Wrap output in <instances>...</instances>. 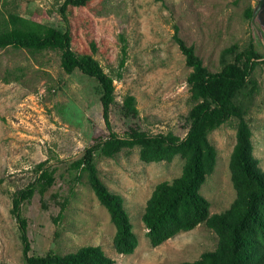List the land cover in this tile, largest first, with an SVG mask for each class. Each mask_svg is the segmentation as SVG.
I'll return each instance as SVG.
<instances>
[{
    "label": "rangeland",
    "instance_id": "374dc122",
    "mask_svg": "<svg viewBox=\"0 0 264 264\" xmlns=\"http://www.w3.org/2000/svg\"><path fill=\"white\" fill-rule=\"evenodd\" d=\"M258 1L91 0L85 6L70 7L64 18L59 13L64 0H0V16L15 12L69 29L73 49L94 55L115 78L116 99L110 121L120 135L131 126L152 134L172 131L180 137L186 135L192 107L187 80L191 68L173 39L175 25L213 72L221 69L225 48L236 44L243 50L255 41L263 57L252 74L257 91L247 120L254 153L264 169V30L259 35L252 17L246 15L247 8L254 10ZM256 21L260 26V18ZM121 36L127 40V55L120 68ZM97 85L94 78L79 70L65 72L58 51L33 54L13 47L0 49V264H26L19 223L12 214V197L35 180V166L45 160L59 168L56 181L44 195L36 191L22 209L28 221L31 254L45 255L50 250L65 253L92 244L102 246L116 264H176L194 261L216 248L218 236L205 224L151 246L142 221L146 202L158 183L181 174L183 160L176 156L170 162L146 163L135 147L113 158L97 156L103 181L123 196L139 239L131 255L115 250L116 229L107 210L86 177L73 184L66 173L67 165L86 147L109 134ZM128 94L137 100L139 114L135 117L122 112ZM236 129L233 118L209 134L217 149V164L201 193L209 200L211 213L226 210L236 197L229 168ZM72 185L71 201L63 217L57 219Z\"/></svg>",
    "mask_w": 264,
    "mask_h": 264
},
{
    "label": "trees",
    "instance_id": "16d2710c",
    "mask_svg": "<svg viewBox=\"0 0 264 264\" xmlns=\"http://www.w3.org/2000/svg\"><path fill=\"white\" fill-rule=\"evenodd\" d=\"M90 1L64 0L59 13L67 18L70 7L85 6ZM252 14L250 6L246 15L251 18ZM174 30L173 39L191 68L187 80L192 107L187 115L189 126L184 137L172 131L152 134L139 126H131L123 135L114 131L110 112L116 99L115 78L104 70L94 55L79 54L73 49L69 29L10 12L0 16V49L13 47L33 54L58 51L65 72L79 70L97 81L102 115L109 134L86 147L79 158L67 165L66 173L73 184L82 182L86 177L89 187L115 226L113 244L119 254H133L139 246V239L123 196L111 191L103 181L97 156L113 158L123 150L138 147L139 158L146 163L170 162L176 156L183 160L181 174L172 181L158 183L146 202L142 221L151 246L157 247L181 232L205 224L218 236L216 248L203 252L194 261L176 264H264V169L254 153L253 132L247 120L250 103L257 91V82L252 74L263 55L255 41L243 50H239L236 44L229 46L221 53V69L213 72L204 65L195 47L188 45L179 35L177 25ZM121 40L120 68L124 66L127 55V40L124 36ZM92 48L95 50L94 45ZM122 112L132 117L139 114L134 95L125 96ZM233 118L237 120L236 142L229 168L236 197L226 210L211 213V204L201 193L202 186L217 164V149L209 134ZM48 163L47 160L38 163L35 180L17 190L12 197V214L19 223L25 263L116 264L100 245H82L65 253L54 250L45 255L30 253L28 221L22 209L36 191L44 195L55 183L59 168ZM73 189L72 185L70 196L63 197L57 219L63 217L74 194Z\"/></svg>",
    "mask_w": 264,
    "mask_h": 264
},
{
    "label": "water",
    "instance_id": "95a60500",
    "mask_svg": "<svg viewBox=\"0 0 264 264\" xmlns=\"http://www.w3.org/2000/svg\"><path fill=\"white\" fill-rule=\"evenodd\" d=\"M256 18H260V26L257 23ZM252 23L256 27L259 35H262L264 30V0H259L257 6L254 8L252 14Z\"/></svg>",
    "mask_w": 264,
    "mask_h": 264
}]
</instances>
